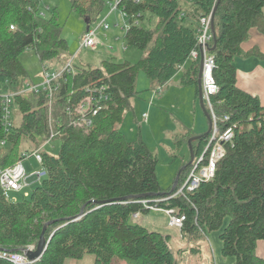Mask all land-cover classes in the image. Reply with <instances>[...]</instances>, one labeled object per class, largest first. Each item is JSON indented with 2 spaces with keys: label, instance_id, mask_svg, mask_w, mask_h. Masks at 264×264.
<instances>
[{
  "label": "trees",
  "instance_id": "1",
  "mask_svg": "<svg viewBox=\"0 0 264 264\" xmlns=\"http://www.w3.org/2000/svg\"><path fill=\"white\" fill-rule=\"evenodd\" d=\"M42 1L0 0V87L14 94L12 107L21 113L20 124L7 127L0 103V170L23 159L19 152L23 141L35 151L53 134L52 141L60 140L61 146L56 156L42 151L47 175L28 196L10 200L0 188V250L22 252L37 246L50 223L44 255L27 264H64L87 254L94 256V264H177L171 236L134 220L150 211L142 201L154 205V199H165L159 208L186 216L180 230L183 239L220 232L224 257L234 258V264H264L257 253L258 243L264 242V106L238 87L235 64L238 58L262 57L256 50L245 53L242 45L253 29L264 35V0H188L187 9L183 0H119L118 10L128 14L131 25L124 41L145 56L136 63L112 59L104 60L101 67L64 71L53 84L52 99L44 89L26 91L28 73L20 61L28 49L42 64L68 50L56 11L46 18ZM109 2L71 0V9L89 20L90 29ZM215 8L217 38L209 52L215 59L213 76L219 92L211 102L220 120L229 118L221 122L222 130L237 127L215 178L185 195H175L190 166L174 191L166 192L156 174L158 157L141 138L128 141L117 125L139 94L141 72L157 88L168 85L184 69L180 85L193 87L200 104L201 55L196 59L191 55L199 50L200 17ZM89 95L99 101L100 110L86 115L92 122L89 127L75 125L74 109ZM196 135L188 131L177 136V150ZM209 138L210 134L192 142L195 156L203 153ZM153 194L161 195L124 200ZM0 264L13 263L0 258Z\"/></svg>",
  "mask_w": 264,
  "mask_h": 264
},
{
  "label": "rangeland",
  "instance_id": "2",
  "mask_svg": "<svg viewBox=\"0 0 264 264\" xmlns=\"http://www.w3.org/2000/svg\"><path fill=\"white\" fill-rule=\"evenodd\" d=\"M110 1L103 17L90 28L96 30L97 44L94 48L79 47V42L87 34V24L84 18L72 12L71 0L42 1V11L46 18H51L54 10L56 11L62 29L61 37L67 41L68 50L59 59L44 64L33 49L26 50L20 56V61L28 73L27 86H38L43 89L45 69L50 74H56L62 72L69 64L74 68L83 66L97 68L101 67L104 60L136 63L145 56L142 51L125 43L126 29L121 19V12L118 10L112 12L110 4L115 0ZM189 5L188 0H183L184 9L189 8ZM104 19L110 27L107 31L103 28L98 29ZM155 22L156 19L153 18L152 25ZM179 78L180 72L168 85L154 88L146 74L141 72L137 79L139 94L131 100V108L125 112L123 122L117 125L128 141L134 142L141 138L158 157L156 174L161 188L166 192L172 190L180 170L188 164L191 155L188 144L178 151L174 139L188 131L205 134L209 127L203 110L194 100L195 89L178 86ZM158 89L162 90L160 94L156 93ZM144 114L147 115L146 119L143 117ZM20 120L21 113L17 106H13L11 122L18 125ZM60 146L61 141L55 140L42 147V151L56 156ZM19 152L25 157L23 164L27 170V186L17 197L18 199L25 193H30L42 182L33 175L43 169L32 156L34 148L30 143L23 141ZM183 183L184 181L178 191ZM14 196L15 194H11L12 198ZM134 220L150 231L171 236L170 247L177 264H234L235 262L234 258L222 255L220 232L206 231L201 232L196 238L183 239L177 227L169 226V215L164 211L150 210L139 213ZM257 253L264 257V248L260 244ZM94 261V256L87 254L82 259H67L64 264H94Z\"/></svg>",
  "mask_w": 264,
  "mask_h": 264
},
{
  "label": "built area",
  "instance_id": "3",
  "mask_svg": "<svg viewBox=\"0 0 264 264\" xmlns=\"http://www.w3.org/2000/svg\"><path fill=\"white\" fill-rule=\"evenodd\" d=\"M119 0H115L110 4L111 11L118 10ZM119 11V10H118ZM121 12V19L124 24L125 31L127 32L131 25L129 23V16L125 12ZM126 21V22H125ZM128 21V23H127ZM103 28L104 30H109L110 27L106 22V19L102 21L98 29ZM11 29H14L12 26ZM214 39L212 31V14L205 15L200 17L199 20V33H198V45L199 50L192 52V58L196 59L199 55L204 56L203 62V74H202V89H203V99L206 105L207 110L210 113L212 118V130L210 132V138L208 145L204 149L203 153L196 156L193 160V163L189 167V172L182 184V188L175 195H185L187 192L194 191L197 189L201 183L209 182L215 178L216 169L218 163L225 157L228 145L233 144V139L235 135V127L227 126L225 130L221 129V122H227L229 118L225 116L222 120L216 115L211 97L216 95L219 92V86L214 79L213 72L215 68V59L209 52L210 43ZM97 44L96 39V30H88L87 34L79 42V47H92L94 48ZM73 70L72 65H67L62 72L56 74H50L47 69L44 70L45 81L43 83V89L47 90L48 96L52 99L54 88V82L59 78L64 71ZM157 90V89H156ZM26 91H34L38 93L40 88L38 86L28 85ZM161 89H158L156 93H161ZM14 94L6 93L0 87V103L2 104L3 112V121L7 127L12 125L11 122V110L13 104ZM51 103V102H50ZM99 101L96 100L92 95L87 96L83 101L79 103L74 109L76 115L73 118V123L79 126L91 125V120L86 115L92 114L96 115L100 110L98 106ZM144 119L147 118V115L144 114ZM54 135L52 134L49 140L42 146L52 142ZM42 147L35 150L32 156L35 158L38 164L43 168L42 171L36 172L35 176L38 180H43L47 172L43 166V157H42ZM25 158V157H23ZM23 160L18 161L15 165L8 167L6 169L0 170V188L2 189L5 197L10 200H16L17 197H11V194L22 193L25 186H27V170L23 164ZM24 196H28V193H25ZM165 199H154V205H149L148 201H142L143 205L155 211H164L169 215V226L177 227L181 230L186 221V216L183 214L176 213L175 210H164L158 207V204ZM28 249H34V246H29ZM0 258L8 260L13 264H27L34 263L35 261H30L27 257L25 250L22 252H14L8 250H0Z\"/></svg>",
  "mask_w": 264,
  "mask_h": 264
},
{
  "label": "crops",
  "instance_id": "4",
  "mask_svg": "<svg viewBox=\"0 0 264 264\" xmlns=\"http://www.w3.org/2000/svg\"><path fill=\"white\" fill-rule=\"evenodd\" d=\"M242 49L245 53L256 50L262 55V57L249 56L238 58L236 60L237 85L241 90L251 94L254 97H257L261 105L264 106V35L261 34L257 29L251 30L250 38L247 42L243 43ZM182 70L180 72V77L182 75ZM178 86H181L180 78ZM193 133L200 135L197 132ZM19 194L21 193H16L15 196L17 197ZM259 244L264 248V242H259L258 246Z\"/></svg>",
  "mask_w": 264,
  "mask_h": 264
},
{
  "label": "water",
  "instance_id": "5",
  "mask_svg": "<svg viewBox=\"0 0 264 264\" xmlns=\"http://www.w3.org/2000/svg\"><path fill=\"white\" fill-rule=\"evenodd\" d=\"M215 14H216V8L214 9L213 14H212V31H213L214 41L216 43V38L217 37H216V31H215ZM85 23L87 24V30H89V20L85 19ZM203 60H204V56L202 55L201 56L200 72H199V76H198L199 99H200V107L203 110V112H204V114H205V116L207 118L209 127H208V131L205 134H200V135L193 136V137H191L188 140V145L190 147V153H191L190 160H189L188 164L180 170V172H179V174L177 176V179L175 181L174 187L172 188L171 192H173L174 189L176 188V185H177V182H178V180L180 178L181 173L186 169L187 166H190L193 163V160L195 158V152H194V149H193V146H192V142L201 140L203 137L209 135L211 130H212V118H211L210 113L208 112V110L206 108V105H205V102H204V99H203V89H202ZM160 195L159 194H153V195L128 197V198H125L124 200H128L130 198H132V199L148 198V197H154V196H160ZM96 203L102 204L103 202H96ZM83 212H84V208L82 209L81 213L83 214ZM49 224L50 223H47L45 225L37 246H35L34 249H32V250H30L28 248L25 249L27 257H28V259L30 261H38L44 255V253H45V251L47 249L48 243H49V241L45 237L46 229H47Z\"/></svg>",
  "mask_w": 264,
  "mask_h": 264
},
{
  "label": "bare ground",
  "instance_id": "6",
  "mask_svg": "<svg viewBox=\"0 0 264 264\" xmlns=\"http://www.w3.org/2000/svg\"><path fill=\"white\" fill-rule=\"evenodd\" d=\"M211 14H213V13H211ZM209 112V111H208ZM196 157V156H195Z\"/></svg>",
  "mask_w": 264,
  "mask_h": 264
}]
</instances>
